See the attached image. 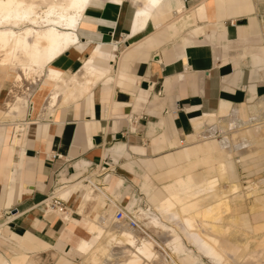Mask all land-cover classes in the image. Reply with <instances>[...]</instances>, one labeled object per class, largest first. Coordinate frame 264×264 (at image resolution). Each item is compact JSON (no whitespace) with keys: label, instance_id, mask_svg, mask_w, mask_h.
Here are the masks:
<instances>
[{"label":"crops","instance_id":"obj_1","mask_svg":"<svg viewBox=\"0 0 264 264\" xmlns=\"http://www.w3.org/2000/svg\"><path fill=\"white\" fill-rule=\"evenodd\" d=\"M180 2L181 13L164 21L148 18L135 27L131 2L91 1L76 29L79 42L48 65L74 74L97 50L94 62L104 73L89 92L53 108L44 106L49 88L42 76L29 97L27 116L19 121H1L17 72L9 67L0 90V245L13 255L0 252V264H89L84 259L105 244L111 229H129L113 218L96 221L95 215L105 208L115 211L121 200L129 211L144 198L143 207H155L221 171L226 183L241 185L228 196L232 223L246 231L264 223V188L258 185L264 178L242 183L236 171L246 159L264 161V139L255 140L248 129L246 137L239 130L223 132L217 123L259 113L264 0ZM242 141L246 145H239ZM99 167L103 178L91 184L79 180ZM137 187L140 199L133 196ZM52 191L64 199V213L37 207ZM92 227L109 230L98 237ZM183 240L169 244L177 263L206 264ZM85 241L91 249L82 252Z\"/></svg>","mask_w":264,"mask_h":264},{"label":"bare ground","instance_id":"obj_2","mask_svg":"<svg viewBox=\"0 0 264 264\" xmlns=\"http://www.w3.org/2000/svg\"><path fill=\"white\" fill-rule=\"evenodd\" d=\"M91 1L99 0H82L79 8L70 7L73 0H21L24 4L36 5L32 9L34 14L31 18L19 24H0V90L9 75V67H17L2 103L1 121H19L27 116L29 97L42 76L45 77L43 87L49 88L45 108H53L69 97L75 98L76 94L92 89L99 75L104 73L94 62L97 50L84 59L82 67L74 74H64L48 65L59 54L79 42L76 29ZM101 1L119 5L131 2L135 10V27L143 25L148 18L164 21L183 10L180 0ZM25 83L29 85L26 87ZM237 119L228 116L217 123L223 132L239 130L246 137L248 129L255 140L264 139V98L260 101L258 115L240 122ZM246 143L242 141L239 145ZM223 174L221 171L214 179L197 183L175 194L171 192L173 195L165 197L155 207L141 208L137 205L131 213L154 233L161 229L164 238L160 241H178L182 237L191 248L213 264H264V223L254 225L249 231L239 229L236 227L238 224L235 226L232 223L228 196L239 190L241 185L226 183ZM112 210L111 207L105 208L101 214L95 215L94 220H115ZM45 212H50V209ZM129 229L114 227L106 236L105 244H99L93 252L88 253L87 260L82 259L89 264H177L171 252H168L172 251L170 245L164 247L162 253L156 249L158 241L150 234L146 236L135 229ZM90 231L96 236L103 230L92 227ZM112 243H126L131 247L115 245L110 250L109 245ZM80 248L82 252L91 249L87 241Z\"/></svg>","mask_w":264,"mask_h":264},{"label":"rangeland","instance_id":"obj_3","mask_svg":"<svg viewBox=\"0 0 264 264\" xmlns=\"http://www.w3.org/2000/svg\"><path fill=\"white\" fill-rule=\"evenodd\" d=\"M234 106H236V105H234ZM214 137L217 140H219V139H221L222 136L219 134L218 131H216L215 134H214ZM233 157H235L236 159H239L238 158V155H234ZM236 171H237L238 181H240L242 183L243 182H254V183H258L259 182V179L264 178V161H262V160L251 161L250 159H246L242 166L238 163ZM258 185H259L260 188H262V187L264 188V183L263 184H258ZM137 189H138V187L133 192V196L135 197V199H138V198L140 199L141 198V194H140L139 190H137ZM75 197H77V195ZM144 200H145V198L142 199V200H140V202H138L137 205H139L141 208H145V207H143ZM116 202H119V201H116ZM250 202H251V200H246L245 201V204L247 205ZM119 203L122 206H125L126 201L125 200H123V201L121 200ZM91 208H92V205L91 204L86 205V210H90ZM134 209H132L131 211L134 212ZM77 218H80V217L77 216ZM140 223H142V221H140ZM146 229L149 231L148 233L151 234V235L152 234H157V236H155V235L154 236L152 235V236L156 240H159V243H160L161 248H156V249L159 250L162 253L164 252V247L166 248V246H168L171 243V241H175L174 239H171V240L165 239L163 241V244H162L160 240H161V238L163 240L164 237H163V232L161 231V229H157V232L156 233H154L151 229H148V228H146ZM183 241H184L185 245L188 248L191 247L185 240H183ZM193 251H195V250L193 249ZM0 252L3 253L4 255L8 256V257L13 255V252L11 250H9L6 247V245H4V244L3 245H0ZM168 252L169 253L171 252V254H172L171 256L175 260V256L173 255V251H168ZM202 259H203L204 262H206V264H213L211 262H208V260L205 259L204 257ZM74 262H79V259L76 258L74 260ZM176 263H177V261H176ZM177 264H181V263L178 262Z\"/></svg>","mask_w":264,"mask_h":264},{"label":"built area","instance_id":"obj_4","mask_svg":"<svg viewBox=\"0 0 264 264\" xmlns=\"http://www.w3.org/2000/svg\"><path fill=\"white\" fill-rule=\"evenodd\" d=\"M52 158H57L60 157L57 154H54L51 156ZM105 174L104 171V167H99L96 170H94L93 172H90L84 176H82L79 180L82 181L84 184H91V179L93 178H103ZM96 184L98 186H101L100 183ZM64 199H62L61 197H59L56 193L50 192L44 200H42L37 207L40 210H48L50 209V211H56V212H60V213H64ZM115 211H114V218L116 221L122 222L124 223L126 226L135 229L137 231H139L141 234L148 236V230L146 229V227L144 226V224L140 223L135 217L134 215L131 213V211H129L125 206H122L120 203H115Z\"/></svg>","mask_w":264,"mask_h":264},{"label":"snow or ice","instance_id":"obj_5","mask_svg":"<svg viewBox=\"0 0 264 264\" xmlns=\"http://www.w3.org/2000/svg\"><path fill=\"white\" fill-rule=\"evenodd\" d=\"M81 3L82 0H73L70 7L79 8ZM35 7L36 5L24 4L21 0H0V24L5 22L19 24L22 21H27L34 14L32 9Z\"/></svg>","mask_w":264,"mask_h":264}]
</instances>
